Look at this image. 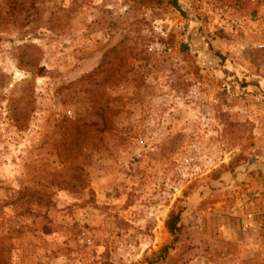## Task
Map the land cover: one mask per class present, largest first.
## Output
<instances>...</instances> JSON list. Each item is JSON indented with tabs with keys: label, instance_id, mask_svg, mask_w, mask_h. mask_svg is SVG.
<instances>
[{
	"label": "rangeland",
	"instance_id": "obj_1",
	"mask_svg": "<svg viewBox=\"0 0 264 264\" xmlns=\"http://www.w3.org/2000/svg\"><path fill=\"white\" fill-rule=\"evenodd\" d=\"M169 1L0 0V264H264V0Z\"/></svg>",
	"mask_w": 264,
	"mask_h": 264
},
{
	"label": "trees",
	"instance_id": "obj_2",
	"mask_svg": "<svg viewBox=\"0 0 264 264\" xmlns=\"http://www.w3.org/2000/svg\"><path fill=\"white\" fill-rule=\"evenodd\" d=\"M170 4L173 5V7H176L180 10V6L178 5L176 0H170L169 1ZM179 223H180V214L177 215H172L171 218L168 220L167 222V228L168 230L172 233V235L177 236L178 232L180 231V227H179ZM170 250L169 246H164L159 254H158V259H165V257L168 255ZM159 261V260H158Z\"/></svg>",
	"mask_w": 264,
	"mask_h": 264
},
{
	"label": "crops",
	"instance_id": "obj_3",
	"mask_svg": "<svg viewBox=\"0 0 264 264\" xmlns=\"http://www.w3.org/2000/svg\"><path fill=\"white\" fill-rule=\"evenodd\" d=\"M252 165L257 171L250 170L247 174L251 179L257 180V185L261 187V190H264V151L262 152V156L255 163H252Z\"/></svg>",
	"mask_w": 264,
	"mask_h": 264
}]
</instances>
